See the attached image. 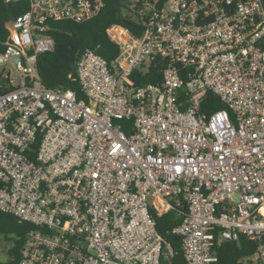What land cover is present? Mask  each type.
Instances as JSON below:
<instances>
[{"label":"built area","instance_id":"1","mask_svg":"<svg viewBox=\"0 0 264 264\" xmlns=\"http://www.w3.org/2000/svg\"><path fill=\"white\" fill-rule=\"evenodd\" d=\"M15 2L19 0H6ZM139 35L107 28L119 53L76 63L83 98L44 85L50 21L83 22L105 0H29L0 41V210L36 226L20 264H218L224 241L264 264V0H136ZM161 80L138 85L136 70ZM223 108L203 110L209 93Z\"/></svg>","mask_w":264,"mask_h":264},{"label":"trees","instance_id":"2","mask_svg":"<svg viewBox=\"0 0 264 264\" xmlns=\"http://www.w3.org/2000/svg\"><path fill=\"white\" fill-rule=\"evenodd\" d=\"M103 9L93 18L83 22L73 20L50 21L49 30L55 41V49L39 54L38 67L45 86L50 88H72L79 98L84 94L78 80L75 78L76 63L81 54L88 48L95 49L108 61H113L119 48L108 33L107 28L114 24L128 27L135 35H139L143 26L138 24L141 2L136 0H105ZM29 0L7 2L0 0V41L8 35L7 24L15 16L27 11ZM159 68L149 67L147 70H136L133 75L138 85L161 80ZM213 93H209L203 103V110H215L223 108ZM187 211L185 203L175 205L168 213L156 215L158 231L171 243L174 255L165 259L161 264H187L182 244L172 229L177 225ZM36 226L30 222L21 221L11 213L0 210V238L11 241L8 250V259L0 261V264H20L22 249L26 243L28 233ZM255 250V243L241 235L237 241H224L219 246L218 264H244L243 258L251 255Z\"/></svg>","mask_w":264,"mask_h":264},{"label":"rangeland","instance_id":"3","mask_svg":"<svg viewBox=\"0 0 264 264\" xmlns=\"http://www.w3.org/2000/svg\"><path fill=\"white\" fill-rule=\"evenodd\" d=\"M11 245V241H8L3 237L0 238V261L8 259V250Z\"/></svg>","mask_w":264,"mask_h":264}]
</instances>
